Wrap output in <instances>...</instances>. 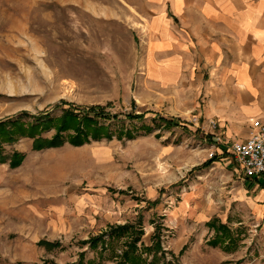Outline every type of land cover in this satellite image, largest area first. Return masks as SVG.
Instances as JSON below:
<instances>
[{
  "label": "rangeland",
  "instance_id": "374dc122",
  "mask_svg": "<svg viewBox=\"0 0 264 264\" xmlns=\"http://www.w3.org/2000/svg\"><path fill=\"white\" fill-rule=\"evenodd\" d=\"M148 15L146 0H0V120L58 117L69 104L117 115L105 122L112 139L42 150L30 136L2 144L4 154L25 158L15 168L0 163V264H117L124 238L104 257L80 243L125 223L143 230L146 264H264L254 212L203 166L212 155L234 163L217 141L222 130L211 133L196 116L184 84L155 82ZM158 230L162 250L145 251Z\"/></svg>",
  "mask_w": 264,
  "mask_h": 264
},
{
  "label": "crops",
  "instance_id": "0c3cea01",
  "mask_svg": "<svg viewBox=\"0 0 264 264\" xmlns=\"http://www.w3.org/2000/svg\"><path fill=\"white\" fill-rule=\"evenodd\" d=\"M146 1L144 30L155 82L184 84L192 111L207 128L216 120L227 141L248 137L252 120L264 121V0ZM218 158L209 167L225 192L244 198L264 239V181L247 178L235 162ZM236 252H221V259Z\"/></svg>",
  "mask_w": 264,
  "mask_h": 264
},
{
  "label": "trees",
  "instance_id": "16d2710c",
  "mask_svg": "<svg viewBox=\"0 0 264 264\" xmlns=\"http://www.w3.org/2000/svg\"><path fill=\"white\" fill-rule=\"evenodd\" d=\"M67 102H61V105H66ZM68 108H63L62 113L58 117H51L46 113V116L34 117L32 122H23L21 118H8L5 120H0V163L9 162L12 168L19 166L24 158L25 154L23 152L14 151L11 155L4 154L2 151V144L4 142H13L17 137L30 136L33 137V149L42 150L45 148H56L61 147L65 143H70L74 146H81L89 143L91 139H101L107 138L112 139L113 133L108 124L105 122L111 120L117 115H113L106 110L104 106L96 105L89 107H80L72 104L68 105ZM126 117L130 121H141L144 114H134L128 113ZM163 120V126H172L175 124L174 119L160 118ZM145 132H150L153 126L142 125ZM54 129L55 132L51 137L42 136L43 131H49ZM131 129L125 131L126 135H133ZM132 137V136H131ZM208 138L213 139V136L208 135ZM212 141V140H211ZM217 160L216 156H212L210 159L204 162L203 166L208 167L214 161ZM216 219H212L208 222V225L214 227L216 231L222 230L228 232V228L225 224L216 225ZM108 235V238L105 236ZM143 235V230L137 228L134 223H125L122 225L112 226L105 232L97 236L90 237L87 240H82L81 245L88 244L89 247L96 251L98 256L104 257V253L109 249L113 248L112 243L114 241H119L125 239V250L121 255H116L114 257L118 258L117 264H146L139 247L138 242L141 240ZM224 236L222 235V238ZM153 245L145 246V251H159L162 250L161 246V236L160 231L154 233L153 235ZM220 240L213 239L209 241V244L216 246ZM41 244L47 247H53L60 244L59 242H49L42 240ZM186 246L181 250L184 251ZM84 255V253H81ZM167 264V263H165ZM170 264H180L176 262H171Z\"/></svg>",
  "mask_w": 264,
  "mask_h": 264
},
{
  "label": "built area",
  "instance_id": "2783aa9c",
  "mask_svg": "<svg viewBox=\"0 0 264 264\" xmlns=\"http://www.w3.org/2000/svg\"><path fill=\"white\" fill-rule=\"evenodd\" d=\"M208 127L211 128V133L216 134L214 132L219 124L216 120H210ZM222 137V132L216 135L217 141L232 154L242 174L252 180L264 181V121L252 120V130L244 139L227 141Z\"/></svg>",
  "mask_w": 264,
  "mask_h": 264
}]
</instances>
